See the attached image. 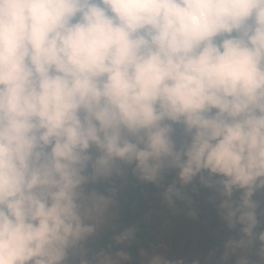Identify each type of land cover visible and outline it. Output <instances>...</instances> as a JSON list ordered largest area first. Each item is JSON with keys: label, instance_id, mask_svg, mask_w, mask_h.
<instances>
[{"label": "clouds", "instance_id": "9594fccd", "mask_svg": "<svg viewBox=\"0 0 264 264\" xmlns=\"http://www.w3.org/2000/svg\"><path fill=\"white\" fill-rule=\"evenodd\" d=\"M128 167L177 170L170 207L199 177L240 226L225 259L264 262V0H0V264H133L95 187Z\"/></svg>", "mask_w": 264, "mask_h": 264}, {"label": "rangeland", "instance_id": "374dc122", "mask_svg": "<svg viewBox=\"0 0 264 264\" xmlns=\"http://www.w3.org/2000/svg\"><path fill=\"white\" fill-rule=\"evenodd\" d=\"M181 131L182 128L178 126V136ZM126 180L127 176L113 177L109 181H101L95 187L105 191L112 184L121 186L120 211L125 200ZM177 180L178 176L165 179L166 182L149 196L147 201L149 226L155 235L153 241L150 234H137L135 243L139 245L142 264L146 259L141 255L142 252L148 256L159 255L163 260L172 261L173 264L181 260L184 264H194L195 261H199V264H235L241 256L248 257L252 264H264L257 255L259 242L253 248L231 250L225 259L228 242L239 239L240 226L237 225L234 229L228 226L219 210L222 198L217 191L201 185L199 177L191 185L184 187L185 198L177 199L175 207H170L164 200V192L168 185ZM240 195V192H236L233 199L238 200ZM258 195L259 193L257 197ZM260 195L264 199V194ZM210 199L213 202H210ZM263 210L261 208L258 212ZM260 219L262 224L257 231L264 230V215ZM108 242L109 240L105 241L103 246Z\"/></svg>", "mask_w": 264, "mask_h": 264}, {"label": "trees", "instance_id": "16d2710c", "mask_svg": "<svg viewBox=\"0 0 264 264\" xmlns=\"http://www.w3.org/2000/svg\"><path fill=\"white\" fill-rule=\"evenodd\" d=\"M126 176L127 180L124 191L125 200L121 210L119 211V220L117 221V224L118 226H123L124 228L136 227L138 235L150 234V238L154 241L153 236L155 235V232L150 230L147 201L150 194L157 191L160 185L166 182L165 179L176 178L178 176V171L175 169L168 170L159 184L141 181L133 173L131 167H128ZM260 194L261 193H259L258 197L264 206V199ZM109 244H111L110 240L104 247L107 248ZM128 251L133 258V264H142L138 244L134 242Z\"/></svg>", "mask_w": 264, "mask_h": 264}, {"label": "crops", "instance_id": "0c3cea01", "mask_svg": "<svg viewBox=\"0 0 264 264\" xmlns=\"http://www.w3.org/2000/svg\"><path fill=\"white\" fill-rule=\"evenodd\" d=\"M261 208H262V210H263L264 206L262 205ZM263 211H264V210H263ZM263 211H262V212H263ZM262 212H258V214H259V213H262ZM261 216H263V215H259V218H261ZM261 222H262V221H261ZM261 224H262V223H261Z\"/></svg>", "mask_w": 264, "mask_h": 264}]
</instances>
